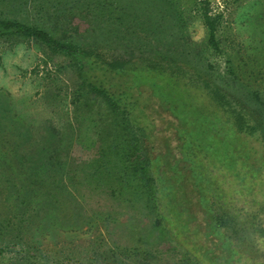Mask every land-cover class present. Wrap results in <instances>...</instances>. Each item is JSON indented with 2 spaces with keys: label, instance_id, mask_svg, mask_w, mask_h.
<instances>
[{
  "label": "rangeland",
  "instance_id": "374dc122",
  "mask_svg": "<svg viewBox=\"0 0 264 264\" xmlns=\"http://www.w3.org/2000/svg\"><path fill=\"white\" fill-rule=\"evenodd\" d=\"M204 14L214 23L216 48L207 41ZM0 20L50 30L107 61L137 55L175 59L250 105L253 94L264 101V0H0ZM160 116L156 153L176 154L168 116ZM261 116L264 122V111ZM215 118L219 130L230 135L223 117ZM184 123L185 152L198 146L208 154L211 144L218 149L196 169V184L203 194L233 196L230 138ZM124 130L81 84L69 59L35 40L0 39V264H224L233 259V240L227 239L225 253L214 254L207 243L210 232L194 226V209L183 203L187 186L180 177L174 181V171L162 177L168 208L154 209L153 195L133 173L131 165L140 158L128 151ZM245 142L251 153L259 151L250 139ZM225 157L224 171L214 162ZM215 170L222 175L219 188L213 184ZM223 180L227 184L221 189ZM35 195L31 205L21 203H31L27 198ZM174 201L181 205L173 208ZM227 207L226 214L237 216L234 204ZM259 208L237 209L244 214L239 220L247 221L248 240L239 256L248 264L252 258L264 264V235L253 228L264 230ZM205 213L202 217L209 218L211 211Z\"/></svg>",
  "mask_w": 264,
  "mask_h": 264
},
{
  "label": "trees",
  "instance_id": "16d2710c",
  "mask_svg": "<svg viewBox=\"0 0 264 264\" xmlns=\"http://www.w3.org/2000/svg\"><path fill=\"white\" fill-rule=\"evenodd\" d=\"M204 24L208 32L207 41L211 47L216 48L215 26L206 14ZM17 36L38 41L51 51L69 59L81 84L100 98L118 119L126 131L128 151L133 157L138 155L140 158L131 165L133 173L138 174L142 188L153 195L154 209L168 208L162 195V177H168L172 174L171 171H174V181L180 177L183 187L187 186L182 193L183 203L194 209V226L196 225L199 231L207 229L211 234L207 243H210L213 253H225L227 239L233 240L236 248L234 245L230 248L234 249L235 256L223 263L248 264L246 259L243 260L239 256L240 247H245L248 240L245 228L247 221L239 220L244 214L242 210L237 209H246L248 205L264 209V122L261 116L264 101L258 94H253L250 100L254 105H250L178 60L137 55L118 61H107L88 48L57 37L50 30L14 20H0V39ZM160 115L168 116V127L172 129L176 141V154L167 149L156 153L155 121L162 118ZM216 115L223 117L220 122L227 127L230 135L223 134L222 128L219 130ZM188 120L195 128H199L200 132L204 126L215 135L219 133L222 137L225 136L226 140L230 138V143L233 144V166L236 168L233 179L235 182L233 183L232 178L229 179L235 187L233 196L222 197L219 192L211 191H205L206 194H203V190L196 184V169H199L200 164H204L202 162L210 158V155L215 156L218 149L214 147L216 145L211 144L208 146V154L202 152L198 146H195L197 148L193 153L185 152L184 147L187 144L183 128L184 122ZM246 138L255 143L259 151L251 153V148L246 145ZM163 156L165 159L159 164L157 161ZM226 157L222 161L216 159L215 166L226 168ZM155 158L158 160L152 163ZM171 165L174 166L173 170L170 169ZM217 170L213 184L218 187L220 185L217 181L222 175L216 174ZM226 184V180H223L221 189ZM35 198L37 195L27 198L31 203H27L25 199L21 203L31 205ZM173 203V208L181 205L177 201ZM228 203L232 206L234 204L237 213L234 218L230 212L226 214L225 209H231L227 207ZM237 204H241V207ZM206 209L211 211L209 218L202 217V212L205 213ZM198 211L201 214H198ZM250 224L249 228L252 222ZM253 228L261 237L264 235L262 228ZM169 232L167 231L171 235ZM217 233H221L223 238H217ZM254 263L259 264L261 260L250 259V264Z\"/></svg>",
  "mask_w": 264,
  "mask_h": 264
}]
</instances>
